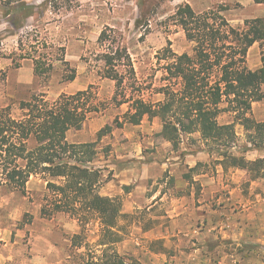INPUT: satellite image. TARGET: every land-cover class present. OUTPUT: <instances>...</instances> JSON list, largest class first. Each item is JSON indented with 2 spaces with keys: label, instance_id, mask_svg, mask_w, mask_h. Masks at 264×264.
<instances>
[{
  "label": "rangeland",
  "instance_id": "1",
  "mask_svg": "<svg viewBox=\"0 0 264 264\" xmlns=\"http://www.w3.org/2000/svg\"><path fill=\"white\" fill-rule=\"evenodd\" d=\"M17 2L41 6L20 31L11 27L12 17L5 16L7 7ZM186 4L199 14L220 12L234 27L264 17V5L249 0H0V109L10 107L13 116L20 117V103L35 95L55 101L91 89L92 100L103 109L91 115L82 130H71L67 140L98 143L94 166L104 170L101 195L107 196L104 188L111 184L107 191L122 195L110 198H119L122 205L128 192L141 189L139 197L153 195L159 202L153 206L145 201L129 213L123 205L122 240L105 245L98 220L82 225L65 213L42 216L47 182L41 176L30 179L25 194L1 186L0 264H264V179L253 180L245 170H225L220 164V152L264 160V138L227 112L219 120L235 123L237 138L231 147L208 142L200 133H182L175 147L162 135L159 118L130 124L131 103L115 101L116 96L124 99L123 88L118 90L115 81L103 77L98 40L109 29L133 59L137 79L123 86L127 98L143 94L147 102L163 101L156 93L165 84L163 52L193 53L194 45L172 21ZM61 49L77 72L72 82H64L65 67L58 62L46 78L36 75L32 59L21 57L59 56ZM259 65L264 66V42L248 54V68L257 70ZM251 117L264 123V101L253 103ZM107 126L112 132L100 140ZM197 176H204V183H196ZM141 182L145 188H139ZM189 192L194 193L187 199L191 207L205 209L188 215L187 226L174 223L168 212Z\"/></svg>",
  "mask_w": 264,
  "mask_h": 264
},
{
  "label": "trees",
  "instance_id": "2",
  "mask_svg": "<svg viewBox=\"0 0 264 264\" xmlns=\"http://www.w3.org/2000/svg\"><path fill=\"white\" fill-rule=\"evenodd\" d=\"M254 2L264 4V0ZM11 5L5 16L12 17L11 27L19 31L26 28L41 7L27 2ZM172 21L194 45L193 53L163 52L160 60L166 63L165 84L156 93L163 95L164 100L157 103L147 102L143 94L127 98L123 86L127 80L137 79L133 59L113 30L103 31L98 40L103 49V77L115 81L118 90L123 88L124 99L120 101L116 96L115 101L118 105L131 103L129 123L137 126L145 117L159 118L162 135L175 147L182 133H200L204 140L229 148L237 138L235 123L221 124L219 119L231 112L247 130L264 138V123L251 117L253 103L264 101V66L256 71L247 66L250 49L264 42V17L234 27L220 12L199 14L186 4L178 8ZM20 42L22 45L23 40ZM21 57L34 61L37 76L50 78L58 62L65 67L64 82L77 78L62 49L59 56L35 57L28 53ZM224 104L228 107H222ZM102 109L92 100L91 89L62 95L55 101L46 95H35L20 103V117H14L10 107L0 109V187L6 185L25 194L30 179L41 176L47 182L42 216L52 218L65 213L82 225L98 220L107 237L106 245L122 240V202L100 194L105 181L104 170L94 166L100 154L98 143L73 144L67 140L71 130H82L91 115ZM112 129L107 126L100 131L99 139ZM220 156L225 170L242 169L253 180L264 179V160L248 161L228 152H220Z\"/></svg>",
  "mask_w": 264,
  "mask_h": 264
},
{
  "label": "crops",
  "instance_id": "3",
  "mask_svg": "<svg viewBox=\"0 0 264 264\" xmlns=\"http://www.w3.org/2000/svg\"><path fill=\"white\" fill-rule=\"evenodd\" d=\"M249 1H252V3L255 4L254 0H249ZM188 2H189V0H188ZM258 5H264V4H258ZM261 68H260V65H259L257 70H259ZM252 71H256V70H252ZM255 103H257V102H255ZM147 171H149V169ZM202 177H204V176L195 177L194 178L195 182L199 183V181H201V183H204V180H202L203 179ZM187 185H189V184H187ZM107 186L108 187H112L111 184L110 185L108 184ZM127 186H129V185H127ZM203 186H204V184H202V187ZM108 187L104 188V193H103L104 195H107L109 197H114V196L117 197V195H122V192H120V194L117 193L116 195L109 193L107 191ZM139 188H145L142 182L140 183V187ZM142 191L143 190L141 189L140 193L138 191H136L134 193H131V192L129 193L128 192V195H127L126 199H124V204H123L124 205V211L126 213H129L130 209H136L137 206L139 207L141 204H144L145 201H148V202L152 203L153 206L159 204V202L156 201L157 200L156 196L154 197L152 195L151 197H148L147 195H144V196H140L139 197L138 195H142ZM189 194L194 195V193H190L189 192L186 195H184L182 198L176 199V201H174L176 203L174 205L175 207L170 212H168V213H171V217H172V219H174L173 220L174 223H178V221H180L181 223L184 224V226H187V224L189 223L188 215H190V216L197 215L198 211H200L201 209H205L203 206L200 209H198V210L192 208L191 207V203L187 202V199L189 200V199L193 198ZM176 218H179V219L175 220Z\"/></svg>",
  "mask_w": 264,
  "mask_h": 264
}]
</instances>
